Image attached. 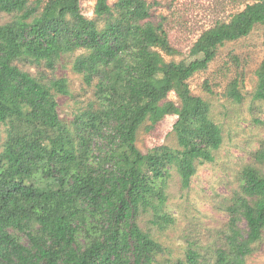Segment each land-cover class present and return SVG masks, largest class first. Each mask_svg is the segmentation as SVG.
<instances>
[{
  "label": "trees",
  "instance_id": "1",
  "mask_svg": "<svg viewBox=\"0 0 264 264\" xmlns=\"http://www.w3.org/2000/svg\"><path fill=\"white\" fill-rule=\"evenodd\" d=\"M79 1L0 0V12L13 16L0 26V125L6 127L5 141L0 139V264H151L162 248L138 228L136 218L148 211L158 218L165 198L155 181L174 167L186 187L193 164L212 162L221 143L219 127L206 119L204 104L190 96L187 81L207 69L218 46L264 24L260 0L227 24L206 31L179 63H166L155 49L174 51L161 28L139 25L149 16L141 1L118 0L115 7L125 16L110 21L103 31L81 15ZM111 12L108 0H96L98 18ZM76 51L83 53L74 59L72 70L87 85L99 78L103 108L94 111L89 105L70 128L51 100L57 93L67 94L65 82L46 85L43 75L32 76L16 62L51 69ZM171 92L181 100V110L159 104ZM229 94L240 99L234 84ZM253 98L264 100V61ZM166 115L186 123L176 128L177 149L164 145L141 154L135 146L140 127ZM92 139L103 141L121 168L107 172L96 163ZM255 159L264 163V149ZM241 179L242 192L254 202H237L246 238L232 228L230 254L219 251L216 264H244L264 228V178L245 169ZM10 230L25 236L28 245ZM187 261L195 264L193 253Z\"/></svg>",
  "mask_w": 264,
  "mask_h": 264
},
{
  "label": "rangeland",
  "instance_id": "2",
  "mask_svg": "<svg viewBox=\"0 0 264 264\" xmlns=\"http://www.w3.org/2000/svg\"><path fill=\"white\" fill-rule=\"evenodd\" d=\"M139 1L149 14L147 19L139 21V25L146 26L150 23L161 28L168 46L174 52L167 54L160 48L155 50L166 63L177 64L189 54L194 43L206 31L227 24L246 6L260 0ZM117 2L118 0H108L112 8L111 16L98 18L94 14L96 0H80V13L87 20L95 22L98 31H103L110 21L120 20L125 16L115 7ZM132 13L133 11L128 15L131 16ZM12 19L13 16L0 12V26ZM134 21L133 17H128L129 23ZM82 53L83 51H76L72 56H63L51 69L44 65L16 62L22 71L32 76L43 75L46 85L57 80L65 82L67 94L57 93L51 100L56 103L59 119L70 128L78 115L90 109L89 105L92 104L94 111L103 108L97 92L99 78L87 85L83 76L72 70L74 59ZM263 61L264 24H258L246 37L218 46L216 56L207 69L187 81L190 96L202 100L206 119L219 127L221 143L214 152L212 162L197 160L193 164L194 174L186 187L174 167H170L164 178L155 181V186L162 190L165 198L157 213L158 218H155L152 211L136 218L138 228L162 248L151 264H191L187 261L190 253L195 256V264H216L219 251L226 256L230 254L227 238L232 228L243 239L246 238L247 225L237 202L245 198L251 204L254 203L252 198L242 192L243 170L253 169L257 176L264 178V163L255 159L258 152L264 149V100L253 98ZM105 72L112 80L111 70L106 68ZM233 84L239 93V100H234L229 94ZM168 103L179 110L182 108L181 100L173 92L159 104ZM103 106L106 107V104ZM26 113L28 110H23L22 114ZM179 120L177 115H166L153 125L146 121L136 135L137 150L145 155L149 150L164 145L177 149L176 128L180 129V126L184 127L186 124ZM5 130L6 127L0 125L2 142L5 141ZM103 131L106 136L110 134V129ZM90 150L96 163L107 172L121 168V164L113 163L110 150L103 141L92 139ZM140 169L143 170L144 166L140 165ZM28 181L31 182L32 177L29 176ZM33 229L36 230L37 226ZM10 232L22 244L28 245L25 236ZM78 242L85 245L83 237ZM250 247L251 254L244 258V264H264V228L259 241Z\"/></svg>",
  "mask_w": 264,
  "mask_h": 264
}]
</instances>
